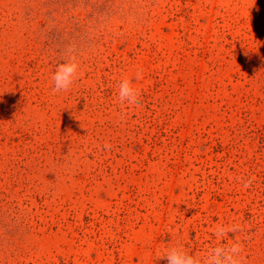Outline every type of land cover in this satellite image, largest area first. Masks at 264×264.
Segmentation results:
<instances>
[{
	"label": "rangeland",
	"instance_id": "rangeland-1",
	"mask_svg": "<svg viewBox=\"0 0 264 264\" xmlns=\"http://www.w3.org/2000/svg\"><path fill=\"white\" fill-rule=\"evenodd\" d=\"M237 241L264 264V0H0V264Z\"/></svg>",
	"mask_w": 264,
	"mask_h": 264
},
{
	"label": "clouds",
	"instance_id": "clouds-1",
	"mask_svg": "<svg viewBox=\"0 0 264 264\" xmlns=\"http://www.w3.org/2000/svg\"><path fill=\"white\" fill-rule=\"evenodd\" d=\"M80 72V62L75 55L69 54L63 63L57 65L52 76L54 82L53 91H67L73 83L78 79ZM137 74L136 79H140ZM118 96L121 102L127 101L129 105L139 106L140 92L132 85V81L124 79L120 83ZM248 185L245 184V187ZM235 231L233 226L231 229L225 226H219L215 235L219 238L224 237L227 232ZM243 244L239 241L229 245H220L211 249L204 258H200L196 254H189L182 244H177L165 250L162 257L166 264H242Z\"/></svg>",
	"mask_w": 264,
	"mask_h": 264
}]
</instances>
